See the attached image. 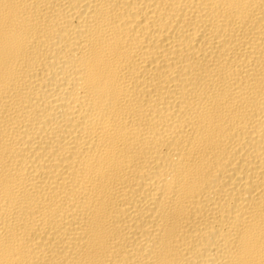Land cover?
I'll return each mask as SVG.
<instances>
[{
    "label": "bare ground",
    "instance_id": "1",
    "mask_svg": "<svg viewBox=\"0 0 264 264\" xmlns=\"http://www.w3.org/2000/svg\"><path fill=\"white\" fill-rule=\"evenodd\" d=\"M0 264H264V0H0Z\"/></svg>",
    "mask_w": 264,
    "mask_h": 264
}]
</instances>
